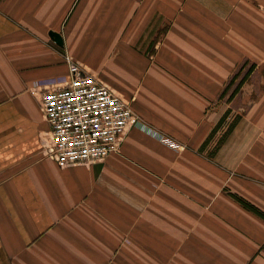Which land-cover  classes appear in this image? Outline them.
<instances>
[{
    "label": "crops",
    "instance_id": "crops-1",
    "mask_svg": "<svg viewBox=\"0 0 264 264\" xmlns=\"http://www.w3.org/2000/svg\"><path fill=\"white\" fill-rule=\"evenodd\" d=\"M74 64L182 147L58 167L36 90ZM234 196L264 213V0H0V264H264Z\"/></svg>",
    "mask_w": 264,
    "mask_h": 264
},
{
    "label": "built area",
    "instance_id": "built-area-1",
    "mask_svg": "<svg viewBox=\"0 0 264 264\" xmlns=\"http://www.w3.org/2000/svg\"><path fill=\"white\" fill-rule=\"evenodd\" d=\"M38 103L49 126L42 147L60 168L103 161L119 152L128 130L137 127L172 150L180 145L146 126L129 102L113 92L80 65L69 78H56L39 86Z\"/></svg>",
    "mask_w": 264,
    "mask_h": 264
},
{
    "label": "trees",
    "instance_id": "trees-1",
    "mask_svg": "<svg viewBox=\"0 0 264 264\" xmlns=\"http://www.w3.org/2000/svg\"><path fill=\"white\" fill-rule=\"evenodd\" d=\"M247 62L244 63L241 68L234 74V76L232 77V79L230 80V83L227 85L226 89H229L237 80V82L235 83L230 95H229V100L238 92V90L240 89V87L243 85V83L248 79V77L250 76V74L252 73V71L254 70L255 65L254 64H250L244 72L243 69L246 67ZM225 93V91H224ZM227 116V113L224 114L221 119L219 120V122L217 123V125L215 126L213 132L215 133L223 124V122L225 121V118ZM236 122V118L234 119L233 122L230 123V125L228 126V130L226 131L229 132L232 127L234 126ZM225 133V134H226ZM234 198H236V200L238 202L241 203V205L243 207H245L246 209L254 212L256 215H258L259 217L264 219V213L262 211H260L257 207L253 206L252 204L248 203L247 201L243 200L240 197L234 196Z\"/></svg>",
    "mask_w": 264,
    "mask_h": 264
},
{
    "label": "water",
    "instance_id": "water-1",
    "mask_svg": "<svg viewBox=\"0 0 264 264\" xmlns=\"http://www.w3.org/2000/svg\"><path fill=\"white\" fill-rule=\"evenodd\" d=\"M51 37L58 43H61V38L58 34L56 33H51Z\"/></svg>",
    "mask_w": 264,
    "mask_h": 264
},
{
    "label": "rangeland",
    "instance_id": "rangeland-1",
    "mask_svg": "<svg viewBox=\"0 0 264 264\" xmlns=\"http://www.w3.org/2000/svg\"><path fill=\"white\" fill-rule=\"evenodd\" d=\"M228 122H229V125H230V123L233 122V117H230L229 120H228ZM225 128H226V124L223 125V130H224ZM220 134H221V133H219V134L217 135V137H216L217 139H220V138H219V135H220ZM217 139H216V140H217ZM214 142H216V141L214 140ZM179 145H180V144H179ZM181 147H182V146L180 145V148H181Z\"/></svg>",
    "mask_w": 264,
    "mask_h": 264
}]
</instances>
